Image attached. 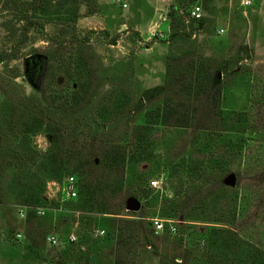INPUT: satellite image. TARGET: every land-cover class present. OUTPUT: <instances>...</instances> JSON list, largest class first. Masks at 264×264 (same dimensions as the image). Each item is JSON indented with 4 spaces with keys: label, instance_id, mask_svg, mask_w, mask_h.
<instances>
[{
    "label": "rangeland",
    "instance_id": "obj_1",
    "mask_svg": "<svg viewBox=\"0 0 264 264\" xmlns=\"http://www.w3.org/2000/svg\"><path fill=\"white\" fill-rule=\"evenodd\" d=\"M123 1L0 0V264H113L116 241L97 221L115 223L58 191L103 142L126 164L91 182L122 206L119 219L144 218L131 264H264V0ZM195 4L201 26L187 18ZM199 63L215 69V108L211 90L196 96ZM169 105L197 108L192 128L151 124ZM23 207L45 215L23 221ZM154 220L178 235H155Z\"/></svg>",
    "mask_w": 264,
    "mask_h": 264
},
{
    "label": "trees",
    "instance_id": "obj_2",
    "mask_svg": "<svg viewBox=\"0 0 264 264\" xmlns=\"http://www.w3.org/2000/svg\"><path fill=\"white\" fill-rule=\"evenodd\" d=\"M179 9H175L173 13L174 16L178 15ZM188 15V13H187ZM199 26L203 24V19L200 21H196ZM192 67L194 64H190ZM195 67L196 70V82L198 83L196 86V93L198 97L205 96L206 92H211V100L213 101L214 106L211 108H215L216 103V96L219 94V88H212L213 87V80L216 77L215 76V69L210 68V66H205V64H196ZM191 90V84L188 88ZM200 92V94H199ZM218 104V102H217ZM216 104V105H217ZM218 109V107H217ZM197 108H190V106H187L186 108L184 106H177V105H169L165 108H156L155 110H152L149 112V118L151 120V124H160L165 126H173L175 128H192V121L196 119ZM199 111V110H198ZM201 112V111H200ZM225 113L222 110H218L216 115L222 116ZM203 115V113H202ZM210 117V116H208ZM171 120H173L174 123H171ZM52 140H55L57 142V137H53ZM78 159V162L76 164V168L73 170V172L78 174L79 181L77 182V210L81 212H87V213H95L97 215H100L103 220H108L111 223H115L111 225V227H107L104 224H100V222L97 221L99 228H102V230L105 232V236L103 237L106 241H116L117 245V256L113 260V264H131L130 262V251L132 248L127 249L129 245L135 244V238L137 237V233L139 231V228L141 226V221L144 220V218H138V219H124L120 218V212L122 210V206L119 205H111L109 203V200L103 196L102 191L105 190V188H101L102 185L100 184H94L91 182V177L94 176V171L99 169V167H103L107 169L109 174L113 173L114 171H123L125 164H126V156H125V150L121 146L114 145L113 143H98L96 146H94L91 154H88L85 159ZM76 159V160H77ZM98 162V164L96 163ZM97 165V166H96ZM68 177V174H67ZM79 183V186H78ZM106 185V186H105ZM104 186L107 189H111V184H107L105 182ZM116 191L111 189L113 194H117L121 192V184L118 183L116 186ZM114 187V188H115ZM224 191L225 188H221ZM222 191V192H224ZM221 192V191H220ZM102 194V195H101ZM103 196V197H102ZM102 197V198H101ZM148 196H145V199H147ZM35 201H33L30 204H38L40 202V196H36L34 198ZM191 210H194L196 208L195 205H192ZM198 208V207H197ZM188 216V215H187ZM30 217H34L33 215H28L27 220ZM188 218V217H187ZM82 223H84L83 220H88V218L81 217ZM117 220V221H116ZM90 222V220H89ZM215 234H223L224 231L227 233L229 230H214L211 229ZM218 231V232H217ZM179 230L177 231L176 236L178 235ZM230 233V232H229ZM171 234L168 233L167 230L164 231L162 238L167 239L166 237H169ZM232 236H234L232 234ZM176 240V237H174Z\"/></svg>",
    "mask_w": 264,
    "mask_h": 264
},
{
    "label": "built area",
    "instance_id": "obj_3",
    "mask_svg": "<svg viewBox=\"0 0 264 264\" xmlns=\"http://www.w3.org/2000/svg\"><path fill=\"white\" fill-rule=\"evenodd\" d=\"M114 4L117 6L121 7L122 9H126L127 5L123 0H113ZM255 0H241V4L244 7L251 6ZM203 10L202 7L199 4H195L190 7L188 10V15L187 18L193 21H200L203 19ZM223 31H220V34H222ZM150 35L152 38H160L162 37V33L159 31V23H156L153 25V27L150 28ZM151 188H159V184L157 181H151L150 182ZM58 191L61 193V196L63 199L66 200H73L77 196V185L76 181L74 180L73 177H67L65 181L63 182L62 186H58ZM31 210V211H28ZM32 214L36 218H42L45 215V210L43 208H18L17 215L19 219H22L23 221L27 218L29 213ZM167 225V227H166ZM176 225L177 223H169V221H163V220H154V234L159 235L162 234L166 228L167 231L170 234H175L176 231ZM104 234V231H101V235ZM15 241H21L24 240L25 237L22 236L21 234H16L15 235ZM76 237L71 235L68 237L67 242L68 243H75L76 242ZM45 242L48 246L50 247H57L58 245H62L63 243L60 242V240L53 235H49L46 237Z\"/></svg>",
    "mask_w": 264,
    "mask_h": 264
},
{
    "label": "water",
    "instance_id": "obj_4",
    "mask_svg": "<svg viewBox=\"0 0 264 264\" xmlns=\"http://www.w3.org/2000/svg\"><path fill=\"white\" fill-rule=\"evenodd\" d=\"M166 13H167V10H166ZM232 183H234V177H232ZM131 211H134V212H137L139 210V206H133L130 208Z\"/></svg>",
    "mask_w": 264,
    "mask_h": 264
}]
</instances>
